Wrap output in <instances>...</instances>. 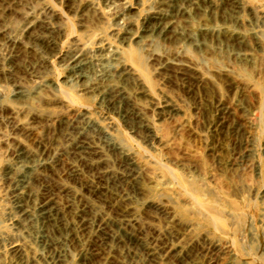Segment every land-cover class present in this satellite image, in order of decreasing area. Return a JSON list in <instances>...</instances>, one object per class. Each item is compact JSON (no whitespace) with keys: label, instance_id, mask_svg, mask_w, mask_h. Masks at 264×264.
<instances>
[{"label":"rangeland","instance_id":"1","mask_svg":"<svg viewBox=\"0 0 264 264\" xmlns=\"http://www.w3.org/2000/svg\"><path fill=\"white\" fill-rule=\"evenodd\" d=\"M0 264H264V0H0Z\"/></svg>","mask_w":264,"mask_h":264},{"label":"bare ground","instance_id":"2","mask_svg":"<svg viewBox=\"0 0 264 264\" xmlns=\"http://www.w3.org/2000/svg\"><path fill=\"white\" fill-rule=\"evenodd\" d=\"M103 60H105V59H103ZM102 59L99 61V62H101V61H103ZM93 60L92 59H90V57H88L87 56V54L85 55H82L79 59H78V63L80 64V65H82V64H86L87 65V63H91ZM24 182V181H23Z\"/></svg>","mask_w":264,"mask_h":264}]
</instances>
